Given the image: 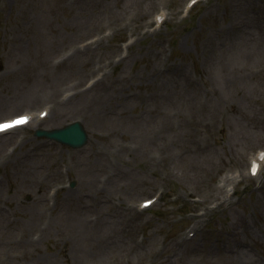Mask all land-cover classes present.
<instances>
[{
	"label": "rangeland",
	"instance_id": "rangeland-1",
	"mask_svg": "<svg viewBox=\"0 0 264 264\" xmlns=\"http://www.w3.org/2000/svg\"><path fill=\"white\" fill-rule=\"evenodd\" d=\"M187 1L0 0V120L51 108L0 135V264H264V0Z\"/></svg>",
	"mask_w": 264,
	"mask_h": 264
},
{
	"label": "water",
	"instance_id": "water-1",
	"mask_svg": "<svg viewBox=\"0 0 264 264\" xmlns=\"http://www.w3.org/2000/svg\"><path fill=\"white\" fill-rule=\"evenodd\" d=\"M39 135H46L50 138H55L56 140L67 143L72 146H83L86 141L87 134H85L81 125H74L70 128H64V130H54L53 132L41 131L38 132Z\"/></svg>",
	"mask_w": 264,
	"mask_h": 264
},
{
	"label": "snow or ice",
	"instance_id": "snow-or-ice-1",
	"mask_svg": "<svg viewBox=\"0 0 264 264\" xmlns=\"http://www.w3.org/2000/svg\"><path fill=\"white\" fill-rule=\"evenodd\" d=\"M24 122H26V118L21 119V120L17 121L16 123H17V124H20V123H24ZM13 126H15V125H14V124H6V125H2V126H0V130H4V129H7V128H9V127H13Z\"/></svg>",
	"mask_w": 264,
	"mask_h": 264
}]
</instances>
